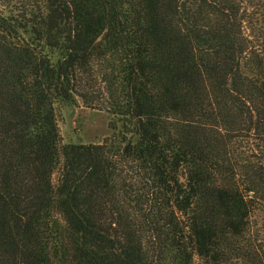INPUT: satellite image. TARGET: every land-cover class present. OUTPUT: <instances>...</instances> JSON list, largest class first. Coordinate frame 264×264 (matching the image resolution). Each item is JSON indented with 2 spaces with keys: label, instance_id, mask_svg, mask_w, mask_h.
Masks as SVG:
<instances>
[{
  "label": "trees",
  "instance_id": "1",
  "mask_svg": "<svg viewBox=\"0 0 264 264\" xmlns=\"http://www.w3.org/2000/svg\"><path fill=\"white\" fill-rule=\"evenodd\" d=\"M253 7L0 0V264H264ZM77 100L100 143H62Z\"/></svg>",
  "mask_w": 264,
  "mask_h": 264
},
{
  "label": "rangeland",
  "instance_id": "2",
  "mask_svg": "<svg viewBox=\"0 0 264 264\" xmlns=\"http://www.w3.org/2000/svg\"><path fill=\"white\" fill-rule=\"evenodd\" d=\"M260 12L252 8L248 21L253 25L254 35L259 39L264 37L263 19ZM256 23V24H255ZM262 23V26H261ZM255 24V26H254ZM248 25V24H247ZM249 26V25H248ZM250 27V26H249ZM249 31H247V34ZM108 119L105 112L87 109L80 100L74 105L63 108L59 119V132L62 143L64 144H98L103 138L110 134L107 127ZM252 234H261L264 237V216L260 215L252 220ZM256 229L262 233L256 234Z\"/></svg>",
  "mask_w": 264,
  "mask_h": 264
}]
</instances>
